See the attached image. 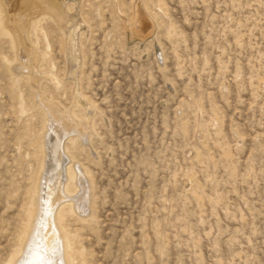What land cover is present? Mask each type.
<instances>
[{
    "label": "rangeland",
    "instance_id": "374dc122",
    "mask_svg": "<svg viewBox=\"0 0 264 264\" xmlns=\"http://www.w3.org/2000/svg\"><path fill=\"white\" fill-rule=\"evenodd\" d=\"M57 4L64 28L41 9L29 32L36 84L0 29V264H37L50 219L54 264H264V0ZM61 171L79 203L50 215Z\"/></svg>",
    "mask_w": 264,
    "mask_h": 264
},
{
    "label": "bare ground",
    "instance_id": "6f19581e",
    "mask_svg": "<svg viewBox=\"0 0 264 264\" xmlns=\"http://www.w3.org/2000/svg\"><path fill=\"white\" fill-rule=\"evenodd\" d=\"M13 1H12V4H11L12 5L11 7H12L13 10H10V9H7V7H6L7 5L4 4L3 0H0V29L3 32L5 31L7 33V35L11 38V40H12V46H13V49L14 50H16V51L17 50H20L19 49L20 48V45H23L25 47V52L24 53H25V56L28 58L27 63L29 61V71L32 74L31 76H33V79H34L35 84H36V83L39 82L38 80L41 79L42 77H44V75H45L44 73H43L44 75H41L42 72H40L39 70H37L38 69V64L42 60V55H41L40 51L38 50V48L36 47V45L31 41L30 36H29L30 29H32V27L35 25V23L37 21L36 18L38 16L36 14L39 13V10L41 11V9H44L45 13L47 11L49 12V14L52 13V18H54L55 22L60 27H62V28H64V25L66 23V22H64V24H63V21H62L63 20L62 18L65 16V14L62 13L63 8H60L59 5L57 4L58 0H18V1L16 0L17 2H15V1L13 2ZM19 2H21V3H19ZM19 7L21 8L22 11L19 10ZM11 11H12V14H11ZM44 11H42V13H44ZM14 13L15 14L17 13V16H14V18L15 17L16 18H15V21L12 22L13 20L11 18V15H13ZM47 14L48 13H46V15ZM138 17H139V15H138ZM144 17H143V20H144ZM133 19H134V17H133ZM143 22L144 21H142V24L146 23V22H144V23ZM10 23L12 24L11 25L12 27H8L9 26L8 24H10ZM147 23H148V21H147ZM130 27L132 28L134 34L140 35V31L134 27L133 23L130 24ZM16 51L14 53H16ZM14 63L16 64L17 62H14ZM11 68H12V65H11ZM29 71L27 73H29ZM26 75H28V74H26ZM48 77L54 79L53 75H49ZM57 84H58V82H57ZM46 107L49 110V117L51 119V123H52L53 128L56 131V133H59L63 137H65V135H71V134H74V133H77L82 138L89 137V131L91 130L90 129V126H87L85 124H81L80 122H78L73 117V114L71 112L58 109V108H56V106L54 104L47 103V102H46ZM88 124H90V123H88ZM58 143L59 142L54 137H53L52 141H51L50 138L48 139V146H49L50 156L47 158V163H46V167H45V170H46V172H45V178H43L44 179V182L47 181V175H49L51 173V171H53V160L55 158V153L57 151V145H58ZM62 172L63 171L57 173V178H56V183L57 184L54 187L55 189L53 191H50L49 192L48 201H46V196H47L46 195V192L43 194V197H42L43 203H45L46 205H50V207L48 208V210H52V211H49L50 212V215L52 214L53 211L57 210L56 208L59 205L58 202L63 199L62 195H60V193H59L60 192V185H61V178L64 176V175H62ZM66 173H67V171H66ZM85 182L86 181L85 180L83 181V178L81 177V183L83 184ZM40 193H41V191H40ZM66 198L67 199H73V201L75 203L77 202V204L79 203V198L78 197H72V198L71 197H65V199H63V200H66ZM82 199L84 201H86L84 199V196L82 197ZM63 200L61 202H63ZM45 204H43V205H45ZM35 209H36V207H35ZM42 209L45 210L44 208H42ZM34 211H36V210H34ZM45 212L46 211H44V213ZM49 212H47V214ZM54 220H55V223H56V220L57 219H54ZM44 221H45V219H44ZM45 224H43V225H45ZM43 225H41V226H43ZM57 227L59 228V226H57ZM42 230H45V229H42ZM47 230H48V234H47V237H46L45 242H44V250L42 251L41 260H42L43 264H54L52 262L51 254H53L52 251H55L56 248L58 249V246L60 244L57 243L58 242V240H57L58 239V236L56 234V232H57L56 225L53 223V221L51 219L47 223V227H46L45 232H42L43 235L47 233ZM29 241H30V238H29ZM29 241H28V243H29ZM56 244H58L57 247H56ZM62 246H64V245H62ZM33 248H34V246H33ZM59 252H61V251H59ZM53 256H55V255H53ZM63 256H64V254H63ZM33 257L34 256H32V258ZM56 257H57V255H56ZM56 260H57V258H56ZM60 261H61V259H60ZM34 263L35 262L33 261V264Z\"/></svg>",
    "mask_w": 264,
    "mask_h": 264
},
{
    "label": "snow or ice",
    "instance_id": "6c2138e0",
    "mask_svg": "<svg viewBox=\"0 0 264 264\" xmlns=\"http://www.w3.org/2000/svg\"><path fill=\"white\" fill-rule=\"evenodd\" d=\"M38 252H39V245H37V248H36L37 264H43L42 260L40 259L39 255H38Z\"/></svg>",
    "mask_w": 264,
    "mask_h": 264
}]
</instances>
